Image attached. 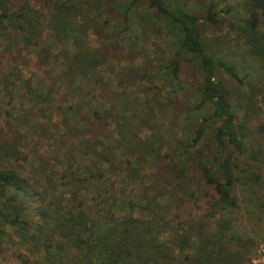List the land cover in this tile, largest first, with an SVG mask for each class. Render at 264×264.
<instances>
[{
    "label": "trees",
    "instance_id": "16d2710c",
    "mask_svg": "<svg viewBox=\"0 0 264 264\" xmlns=\"http://www.w3.org/2000/svg\"><path fill=\"white\" fill-rule=\"evenodd\" d=\"M69 1L0 0V90L11 102L13 85L24 78L17 61L22 51L34 53L38 68L50 77L43 81L47 91H38L31 79H23L25 91L42 104L34 103L36 111L49 123L36 124L26 114L15 117L6 111L5 119L21 121L19 125L7 121L10 135L0 136V156L24 160L18 145L27 122L40 138V134L54 138L53 124L61 131L64 146L60 149L57 142L54 161L50 155L40 158L33 177L22 172V165L0 166V242L26 246L30 256L22 264L249 262L254 240L233 234L225 215L237 206L234 190L241 173H246L248 185L264 188V0H233L221 8L220 0H203L195 9L184 0H108L119 19L110 33L89 17L91 6L85 4L89 1ZM135 7L150 9L157 20L165 21L172 36L169 49L148 56L135 48L138 39L129 28ZM224 28L228 33L221 32V38L231 45L214 56L205 31ZM90 31L98 38L124 42L129 58L134 48L135 55L154 60L152 74H139L138 67L125 71L120 63L126 58L115 53L113 45L86 44ZM188 61L198 69L199 83L191 96L195 101L171 105L184 139L170 142L154 132H149L151 140L142 136L147 116L138 111L137 95L124 91L126 86L140 78L153 83L155 75L172 85ZM52 62L58 64L57 72L50 69ZM99 68L112 70L115 76L105 78ZM88 80L92 81L83 87ZM62 87H68L69 95L79 90L78 100L68 104ZM54 93L61 101L55 108L49 104ZM109 95L118 98L110 101ZM107 102L109 107H104ZM49 116L59 120L52 123ZM116 128L126 141L121 137L117 147L108 145L107 132ZM113 147L122 149V158L114 157ZM60 163L63 169H57ZM148 165L157 168L147 171ZM108 178L110 186L127 189L130 200L124 203L138 197L143 214H114L121 196L115 185L105 187ZM188 201L198 210L201 203L205 206L200 215L185 221L177 209ZM167 230L171 231L167 239L159 240L158 234Z\"/></svg>",
    "mask_w": 264,
    "mask_h": 264
},
{
    "label": "rangeland",
    "instance_id": "374dc122",
    "mask_svg": "<svg viewBox=\"0 0 264 264\" xmlns=\"http://www.w3.org/2000/svg\"><path fill=\"white\" fill-rule=\"evenodd\" d=\"M33 0H30V2ZM90 3L91 6V12L89 17H94L95 20L98 21L100 25H102V29L105 32H112L114 30V27L118 23V18L115 15V10H113L111 7L107 5L108 0H87ZM116 2H120V0H115ZM125 3H127L129 0H122ZM187 4L188 8L195 9L198 4H201L203 0H184ZM208 1V0H204ZM74 0H70L69 3H73ZM227 3H234L233 0H220L218 1V8H221L224 6V4ZM234 13V12H233ZM230 13L227 15V19L230 18ZM132 16V17H131ZM45 21V20H44ZM165 22V21H164ZM160 19H156L154 15V11L150 9L145 8H139L135 7L132 11V14H129V28L132 37H136L138 41L136 42L135 48L137 50H143L145 54L150 56L155 51L154 55H159L160 51H162L165 47L166 49H169L172 43V36L170 33H168V28L166 27L165 23ZM47 29V28H45ZM227 28H224L220 32H215L214 30L207 29L205 31V41L210 43L212 46L210 47L209 53L214 56L222 55L220 54V51L223 50V48L226 46H230L231 44L228 43L227 38H221V32L222 33H228L226 30ZM115 32V31H114ZM233 35L232 32L228 35L230 38ZM218 36L219 38H216ZM86 44L93 48H105L107 45L111 46L113 45V51L118 54V52L121 53L122 57H125L126 60H123L120 65H124L125 71H130L129 67L136 68L138 67V73L142 74L146 73L147 75L152 74V68L156 67L154 60H151L149 58H146L145 56L141 55H135L134 48H132L133 55L131 58L128 56L131 55V53L127 52L128 46L121 41H113L108 36L102 38H98V36L93 33L92 31L87 33L86 36ZM169 46V47H168ZM168 47V48H167ZM226 50V49H225ZM223 50L222 52H224ZM169 52V50H167ZM168 52L166 54H168ZM220 54V55H219ZM34 53H31V51H22L21 57L17 58V61L20 63L18 64L20 67L24 68L22 71V75L24 76L23 79H31V86L35 88L38 91H47L46 87L43 84V81L47 80V78H50L48 76V72L45 71V69L38 68V62L37 59L33 56ZM145 61V65L141 66ZM12 62V61H11ZM114 61H112L113 63ZM13 63V62H12ZM12 65V64H10ZM147 68L144 71L142 68ZM50 69L57 72L58 70V64L55 62H52L50 64ZM119 70V66L116 68ZM103 76L111 77L115 76L114 71L108 70L104 71V68H99ZM198 69L195 65L194 61H188V63H183L182 69L179 76V81H176V83H173L172 85L166 84L163 82L160 78H158L156 75L153 76V83H149L148 81L140 78L135 79V84L131 87L126 86L124 91L133 90V93L137 95L138 98V104L137 108L138 111L141 112V114L147 116V118L144 120V127L142 129V136H148L151 140L152 137L149 136V132L158 133L160 137L167 141H173L175 138H182L184 139L185 134L183 133L180 125L177 123V121L174 118L175 111L171 109V105L173 104H185L187 102H194L195 99H191L192 91L194 88L198 85L199 80L197 77ZM30 77V78H29ZM124 79H128L127 77H123ZM23 79L16 82L15 85H13V94L14 97L12 98V101L9 102L8 95L4 92V90H0V136H3V139H7L10 135L9 128L7 121H10L12 124L20 123V119H14V118H7L5 119L6 115L5 112L8 111L10 115L13 116H19L21 117L23 114L27 115L28 120L35 121L36 124L40 121L45 122L46 124L49 123L46 118L39 116V113L36 111L38 106H42L40 102H38V99H35L32 95L27 93L24 89V82ZM90 81L88 80L87 83H84L83 87L90 84ZM179 82V83H178ZM125 84H128L127 81ZM56 88H59L60 82H57ZM121 88V87H120ZM0 89H2V84L0 82ZM115 89V86H114ZM233 89V88H232ZM118 90V87L116 88ZM68 87H62L61 93L67 95V101L68 104L75 102L79 98V90H72L69 93ZM195 91V90H194ZM112 91L109 92L111 94ZM54 98L53 101L49 102V104L55 108V105L58 104V102H61L59 100V95L53 94ZM69 95V96H68ZM90 96V95H89ZM149 97V102L147 98ZM110 97V95H109ZM108 97V98H109ZM116 98L118 96H111L110 101H116ZM37 103V105L34 107V103ZM174 102V103H172ZM67 104V103H66ZM64 105V104H63ZM104 107H109V103H105ZM118 110V109H117ZM57 110H53V113H56ZM118 112V111H117ZM38 113V114H37ZM238 115H242L241 111H238ZM52 123H57L59 120L55 116H49L48 118ZM20 120V121H18ZM23 123V122H22ZM19 125V124H17ZM16 126V125H15ZM30 124L24 123L20 129L22 140L20 141L18 145V149L20 151L21 157H23L24 160H14L13 158H6L5 160L0 156V166H16V165H22L23 169L22 172L25 175H30L33 177L34 169L40 165L41 160L40 158H45L50 155L51 160L54 161L55 153H52V151L55 150V147L58 148L60 146V149L63 148L61 142L63 137H61V131L57 130L53 124H50L52 127L51 130H54L56 134H54L55 140H52L54 138L49 136H44L43 134H40L41 138L38 136V133H33V130L30 128ZM115 127V125L111 124V128ZM118 127V126H116ZM16 129V127L14 128ZM108 134H110V140H108V145L110 146H116L118 145L116 142L117 140H120L122 137L125 141V137L121 136L119 132L116 129L107 131ZM60 143L61 145L58 146ZM155 147L156 145H152ZM117 147V146H116ZM114 157L120 155V158H122L121 154L122 149H118L113 147ZM57 155V154H56ZM62 159V158H61ZM81 160V159H80ZM79 160V162H81ZM64 163V162H63ZM63 163H60L57 166V169H63L64 165ZM160 167L163 166L162 163H159ZM156 165L150 166L148 165L147 171H155ZM256 171V170H255ZM261 171L264 173V164L262 165ZM246 173H241V178L238 179L235 190H234V197L237 202V206L235 209L231 210L230 212L225 215L229 220L231 221V231L233 234L238 235L243 238H251L255 242V250L251 254L252 258L256 257L258 250L260 249L261 244L264 242V188L263 187H255V185L251 186L248 185L249 182H246ZM111 178H108L105 182L107 185L105 186L107 189L114 185H109V181ZM114 179V178H113ZM120 181V180H119ZM119 181L116 182L119 183ZM202 182V181H201ZM245 182V183H244ZM203 183V182H202ZM119 186H116V193H118L120 196V200L118 201L117 208H114V214L121 215V216H140L143 214L144 210V204L140 202L138 197H135L132 199V205L124 203V201L130 200L127 189L122 190L121 188L123 185L117 184ZM132 185V184H131ZM139 189V185L136 186L135 190ZM112 191L111 193H113ZM113 195V194H112ZM130 205V206H129ZM183 208L177 209L178 213H181V218L185 221H188L189 218L196 217L201 214V212L204 210L205 203H201V209H197V207L194 206L193 201H188V203L184 204ZM173 209V208H172ZM190 212V213H189ZM30 214V213H29ZM30 215H33L32 213ZM93 217L95 218V214H93ZM176 223L173 224L175 226ZM170 230L164 231L163 233H159L158 238L159 240H166L168 237V234L170 233ZM30 256V253L28 251V248L26 246L22 245H15L12 242H9L8 240H3L0 242V264H22V261Z\"/></svg>",
    "mask_w": 264,
    "mask_h": 264
},
{
    "label": "built area",
    "instance_id": "2783aa9c",
    "mask_svg": "<svg viewBox=\"0 0 264 264\" xmlns=\"http://www.w3.org/2000/svg\"><path fill=\"white\" fill-rule=\"evenodd\" d=\"M241 264H264V242L261 244L256 257L251 258L249 262Z\"/></svg>",
    "mask_w": 264,
    "mask_h": 264
}]
</instances>
